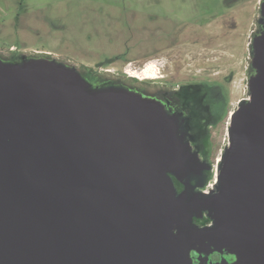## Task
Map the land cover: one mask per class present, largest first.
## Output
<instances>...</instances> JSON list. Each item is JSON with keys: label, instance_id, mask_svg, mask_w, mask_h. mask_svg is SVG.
<instances>
[{"label": "water", "instance_id": "95a60500", "mask_svg": "<svg viewBox=\"0 0 264 264\" xmlns=\"http://www.w3.org/2000/svg\"><path fill=\"white\" fill-rule=\"evenodd\" d=\"M249 97L232 113L216 192L175 195L198 167L153 99L91 89L72 67L0 60V264H189L227 248L264 264V4ZM208 209L198 227L193 209Z\"/></svg>", "mask_w": 264, "mask_h": 264}, {"label": "flooded vegetation", "instance_id": "af4514ba", "mask_svg": "<svg viewBox=\"0 0 264 264\" xmlns=\"http://www.w3.org/2000/svg\"><path fill=\"white\" fill-rule=\"evenodd\" d=\"M122 1L123 25L128 34L122 43L123 52L112 58L108 57L113 51L108 52L103 55L105 59L97 63L133 59L139 70L134 69L141 71L146 68L145 65L142 66L145 60L155 57L154 67L158 74L153 73L154 80H143L139 82L142 85L136 86L133 84L135 77L127 76L128 81L123 86L128 91L155 100L174 119L176 135L188 143L198 160V167L193 172L180 178L171 175L175 195L184 191L186 199L195 202L197 198L217 191L219 182L214 191L207 190L214 174L217 177L218 165L213 162L221 148L216 138L229 139L231 115L248 99H238L236 107L230 109L232 101L228 87L234 73L231 69L228 72L220 69L223 66L221 58L225 52V44L218 38L219 31L216 38H211L208 27L210 14L220 16L224 11L210 12L208 0H201L200 7L194 5L199 2H190L186 10L177 6L172 9L163 8L161 13H148L143 7L145 0ZM11 2L8 9L12 11L5 13L10 17L7 21L11 22V34L0 29V60L10 63L35 60L56 62V54L65 59L66 54L49 48L52 41L60 39V25L63 27V24L38 7L23 4L20 0ZM258 3L261 13L264 0ZM0 18L3 19V15L0 14ZM259 23L261 30L263 23ZM260 30L253 35L249 43L251 48ZM39 38L49 40L48 47L44 43L38 44ZM252 57L250 56L251 62ZM246 69L249 90V79L254 75L255 69L252 63ZM105 71L109 72L110 69L105 68ZM83 72V78L91 89L100 88L95 80L98 78L96 71L87 69ZM217 161L216 159V163ZM191 221L196 226L203 227L211 223V218L206 209L198 208L192 210ZM195 246L188 252L189 264L231 263L237 259L225 247L205 252L202 245Z\"/></svg>", "mask_w": 264, "mask_h": 264}, {"label": "rangeland", "instance_id": "374dc122", "mask_svg": "<svg viewBox=\"0 0 264 264\" xmlns=\"http://www.w3.org/2000/svg\"><path fill=\"white\" fill-rule=\"evenodd\" d=\"M11 1L16 0H0V29L9 31L11 34L10 17L5 15L6 12L12 10L8 9ZM23 4L27 3L31 7H38L49 12L52 19H56L63 24L60 25L59 31L60 39L51 42L49 48L61 53L66 54L64 59L60 55H55L56 62L61 65L72 67L81 74L85 75L83 70H93L98 74L95 80L100 84V87H119L126 89L123 86L124 82L128 81V75L124 72L127 70H139L137 63L132 60H116L112 63H97L103 59V55L112 52L108 58H112L123 52V45L127 37V30L125 29L124 14H123V1L122 0H20ZM260 0H208L210 12L224 11L223 15L210 14L209 31L210 37L216 38L217 32H220L218 38L225 44L223 56V66L220 69L228 72L230 69L234 75L229 90L231 92L230 109H234L237 105L238 99L242 97H249L248 90V70L246 69L251 64L250 56H253V46L249 44L253 35L260 30L259 21L263 20L260 13L259 2ZM143 7L148 13H161L163 8H175L181 6L186 10L190 2L195 3L200 7L201 0H145ZM143 10V11H144ZM49 14V15H50ZM55 17V18H54ZM6 20V21H4ZM262 27L260 32L262 31ZM260 34V33H259ZM5 37V35L3 34ZM33 40V39H32ZM39 38L38 44L44 43L48 47L47 42ZM36 43V44H37ZM212 46V45H211ZM105 59V58H104ZM155 57L151 56L145 60L142 66H151L153 73L158 74L154 67ZM136 65V66H135ZM141 66V67H142ZM110 69L109 72L105 71ZM145 70V71H146ZM137 71L136 73H138ZM138 75V78H133V84L140 86V81L149 80L153 78H146ZM150 84V83H146ZM153 85L151 84V88ZM127 90V89H126ZM219 143L221 151L217 154L214 165H218L217 177L214 174L211 179L210 185L207 190L214 191L218 185L219 168L222 162V156L228 146V138H216ZM191 151V150H190ZM216 159L218 160L216 163ZM215 172V169L213 170ZM212 188V189H211ZM218 189V188H217ZM212 190V191H211ZM211 194V193H209ZM208 196V194L204 195ZM208 211V209H206Z\"/></svg>", "mask_w": 264, "mask_h": 264}, {"label": "built area", "instance_id": "2783aa9c", "mask_svg": "<svg viewBox=\"0 0 264 264\" xmlns=\"http://www.w3.org/2000/svg\"><path fill=\"white\" fill-rule=\"evenodd\" d=\"M145 69H146V68H143V70L139 71L138 73H136V72H137L136 70H127V69H125L124 72H125L128 76L138 78V75H139L140 73H145V72H146Z\"/></svg>", "mask_w": 264, "mask_h": 264}, {"label": "bare ground", "instance_id": "6f19581e", "mask_svg": "<svg viewBox=\"0 0 264 264\" xmlns=\"http://www.w3.org/2000/svg\"><path fill=\"white\" fill-rule=\"evenodd\" d=\"M142 75H143V77H153L154 76L153 71H152L151 68H148L145 73H142Z\"/></svg>", "mask_w": 264, "mask_h": 264}]
</instances>
